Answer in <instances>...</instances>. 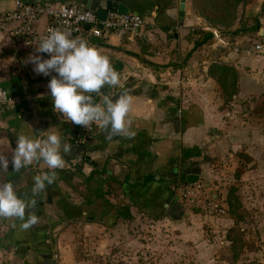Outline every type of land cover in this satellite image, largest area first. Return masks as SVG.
<instances>
[{
  "label": "crops",
  "instance_id": "obj_1",
  "mask_svg": "<svg viewBox=\"0 0 264 264\" xmlns=\"http://www.w3.org/2000/svg\"><path fill=\"white\" fill-rule=\"evenodd\" d=\"M24 1L86 7L88 0ZM113 1L143 16L140 36L86 40L110 58L122 77L120 85L101 91L114 100L122 91L131 95L127 120L132 138L109 139L99 128L88 145L74 144L76 124L54 111L51 76L37 75L27 62L33 54L44 58L36 52L39 41L0 33V87L11 98L0 105V153L11 159L17 134L43 140L51 127L71 147L62 152L64 167L54 170V183L35 197L37 225L23 230L17 218L0 217V264H89L76 245L87 251L91 244L103 248L109 239L117 243L121 217L136 213L174 234L179 251L198 263L264 264V119L253 127L238 111L243 102L264 95V55L198 45L202 36L194 31L208 26L193 13L190 0L183 20L182 0ZM13 7L11 0H0V16ZM48 24V18L36 23L39 37ZM257 24L264 26V16ZM229 38L240 43L246 37ZM214 65L236 71L232 99L218 82ZM231 100L234 111L225 110ZM47 171L42 161L21 172L10 164L0 170V182L13 181L18 195L29 200L33 176ZM189 174L209 185L224 214L208 219L182 201L178 190L188 185ZM232 187L238 189L242 219L229 211ZM235 231L242 240L238 246L233 244Z\"/></svg>",
  "mask_w": 264,
  "mask_h": 264
},
{
  "label": "clouds",
  "instance_id": "obj_2",
  "mask_svg": "<svg viewBox=\"0 0 264 264\" xmlns=\"http://www.w3.org/2000/svg\"><path fill=\"white\" fill-rule=\"evenodd\" d=\"M36 52L47 53L50 58L33 54L27 62L33 64V71L37 75L51 76L48 89L54 102V111L61 113L66 122L89 130L96 124L109 139L121 135L132 138L127 120L132 105L131 95L122 91L118 99L114 100L101 91L102 88L117 87L122 79L108 56L101 54L86 39L72 37L70 32L59 28L49 29L48 34L40 39ZM93 93L99 94L98 101ZM51 128L46 131L43 140L24 132L17 134L11 159L6 153H0V170H8L11 164L14 172H21L34 162L41 161L49 170L33 176L32 198L29 200L18 195L13 181L0 182V217L17 218L22 222L20 228L23 230L39 223L37 212L34 211L37 204L35 197L54 183V170L63 169L65 162L62 152L71 151V147L66 142L62 144L61 136Z\"/></svg>",
  "mask_w": 264,
  "mask_h": 264
},
{
  "label": "built area",
  "instance_id": "obj_3",
  "mask_svg": "<svg viewBox=\"0 0 264 264\" xmlns=\"http://www.w3.org/2000/svg\"><path fill=\"white\" fill-rule=\"evenodd\" d=\"M11 1L14 5L13 9L0 16V33L9 31L18 41H40L48 34L49 29L56 28L70 32L72 37L79 36L83 39L102 38L106 35L136 38L140 36L146 25L143 16L135 13L109 14L106 21H100L96 13L76 4L53 6L47 2ZM42 18H48L49 24L44 34L39 37L35 31V25ZM13 25L15 26L11 28ZM205 30L212 34L211 47L215 51L227 49L243 56L264 54V35H258L251 47H245L235 43L217 29L207 27ZM43 55L45 59L50 58L47 53ZM92 95L97 101L100 99L99 94ZM10 102V93L0 87V105ZM99 128L96 124H93L90 130L76 125L74 144L88 145L96 137ZM178 193L182 201L198 209L208 219L225 213L224 206L209 195L202 184L183 185Z\"/></svg>",
  "mask_w": 264,
  "mask_h": 264
},
{
  "label": "rangeland",
  "instance_id": "obj_4",
  "mask_svg": "<svg viewBox=\"0 0 264 264\" xmlns=\"http://www.w3.org/2000/svg\"><path fill=\"white\" fill-rule=\"evenodd\" d=\"M192 1L190 0L191 5ZM256 5H260L258 7L260 10L257 12ZM192 7L193 13L198 14ZM233 11L232 16L235 20L232 23V31L246 30L247 33L241 35L246 38L244 41L240 40L239 44L251 47L254 45L257 33H252L250 30L255 23L260 22V16H264V0H252L247 5L234 8ZM259 26L261 27L259 32L264 30L263 25ZM222 29L226 30V28ZM232 103L233 101L226 102L224 109L234 111L235 107ZM238 111L241 112L240 117L246 119L254 127L258 118L264 119V95L259 99L253 98L243 102ZM138 216L136 213V217H121L120 224L118 223L120 238L117 243L112 244L109 239V243L103 248L100 249L99 246L91 244L87 247V251L84 247L76 245L79 249H77L78 255L86 254L90 260L89 264H201L193 259L190 253L179 251L174 234L165 232V228H161L157 221H143Z\"/></svg>",
  "mask_w": 264,
  "mask_h": 264
},
{
  "label": "trees",
  "instance_id": "obj_5",
  "mask_svg": "<svg viewBox=\"0 0 264 264\" xmlns=\"http://www.w3.org/2000/svg\"><path fill=\"white\" fill-rule=\"evenodd\" d=\"M252 0H193L192 8L196 10L197 15L201 17L209 28H214L221 31L226 36H241L246 34V30H236L232 31V23L235 20V17L232 16L234 8L247 5ZM258 24L255 23L252 26L250 32L258 34L257 30ZM222 28H226L223 30ZM196 34L201 35L202 38L198 45H211L212 43V34L205 29L196 30ZM223 66H213V72L220 73V78L218 82L220 83L223 91L228 95L230 99L236 94L237 90V73L231 68H222ZM214 74V73H212ZM232 101V100H231ZM230 102V101H229ZM238 189L232 187L229 191L227 203L229 206V211L232 215L236 216L238 219H242L240 213L241 202L239 196L237 195ZM234 246L241 244L242 240L240 235L235 231L234 233Z\"/></svg>",
  "mask_w": 264,
  "mask_h": 264
},
{
  "label": "water",
  "instance_id": "obj_6",
  "mask_svg": "<svg viewBox=\"0 0 264 264\" xmlns=\"http://www.w3.org/2000/svg\"><path fill=\"white\" fill-rule=\"evenodd\" d=\"M186 0L181 1V20H183L185 16V5ZM86 8L90 11L96 13L98 19L100 21H106L109 14H127L130 13L129 8L123 3L113 1V0H88L86 3ZM62 116L61 113H58ZM188 184H196L199 181V177L193 174H189L186 178ZM206 191L209 195H211L215 200L216 196H213L212 190L209 188V185L205 186Z\"/></svg>",
  "mask_w": 264,
  "mask_h": 264
}]
</instances>
